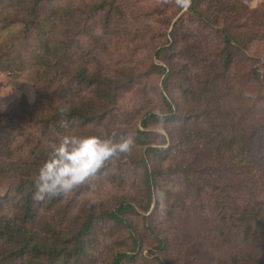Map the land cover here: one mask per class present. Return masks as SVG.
Here are the masks:
<instances>
[{"label": "rangeland", "instance_id": "rangeland-1", "mask_svg": "<svg viewBox=\"0 0 264 264\" xmlns=\"http://www.w3.org/2000/svg\"><path fill=\"white\" fill-rule=\"evenodd\" d=\"M31 1L35 0H0V46L22 34L24 23L4 27L15 21L16 15L27 16L25 4ZM41 1L45 8H64L63 23L65 28L69 26L63 29L62 37L77 38L79 44L75 45V51L92 73L128 84L119 92L116 105L109 109L105 120L88 127H68L66 132L56 130L51 136L52 147L67 133L115 132L117 142L127 135L134 138L130 152L114 157L96 176L65 194L60 202L48 203L51 206L47 209L51 212L43 211L38 219L39 224L45 221L63 234L73 236L85 219L93 217L90 231L82 239V255L71 264H112L115 255L122 252L133 255L124 264H234V257L238 264H255L253 260L264 256V244L258 235L247 233L239 221L225 213L226 194L221 188L227 187L233 213L250 214L256 203L263 201L264 186L260 184L263 170L257 166L239 176L237 171L221 169L203 146L196 141L188 144V138L181 134L185 122L173 118L166 100L179 115L190 109L202 115L204 108L200 120L205 122L208 105L211 108L219 105L224 114L229 112L230 127L243 117L250 125L264 121V0H203L205 7L237 5L240 8L239 13L220 10L218 19L206 12L210 20L218 22L217 26L200 20L188 11L190 3L182 4L180 0ZM104 2V7L94 10V5ZM74 8L77 9L74 15L66 14ZM225 27L234 35L243 28L245 36L255 38L248 47L243 44V49H235V60L228 75L222 68L221 58ZM14 42L15 53L29 49L26 44H32L24 38ZM153 67L164 68L165 72L154 70L147 75ZM215 72L221 78L219 93L217 96L213 92L202 94L204 82ZM169 74L165 92L163 84ZM34 75L29 68L14 74L0 72V122L16 116L21 104L38 109L35 113L41 114L44 110L39 103L49 106L48 96L54 98L56 105L77 102L95 108V89L45 82L37 83L36 87ZM12 111L15 114H10ZM210 111L211 116L217 115L213 109ZM20 113L33 118L30 113L26 116ZM97 113L94 109L93 114ZM151 114L169 119L148 120ZM144 121H148L147 130L154 134L152 146L159 150L147 157L149 167H159L163 172L148 211L145 210L148 195L144 170L138 165L148 146L135 140V132L145 130ZM16 123L19 122L16 120ZM20 124L33 138L38 136L34 123ZM23 130L17 129L18 139L13 146L16 162L26 159L31 148L21 136ZM4 132L14 131L5 129ZM163 135L167 143L160 145ZM188 165L192 167L185 171ZM176 167H182L183 172ZM209 176L216 180L213 187ZM189 177L196 179L197 185ZM10 187V181L0 183V204L8 211L11 198L4 200L3 194ZM122 203H130L135 208L125 216L133 232L102 214L105 210L118 209ZM133 235L139 245H134Z\"/></svg>", "mask_w": 264, "mask_h": 264}, {"label": "trees", "instance_id": "trees-1", "mask_svg": "<svg viewBox=\"0 0 264 264\" xmlns=\"http://www.w3.org/2000/svg\"><path fill=\"white\" fill-rule=\"evenodd\" d=\"M42 2L41 0L28 2V4H25L27 6V16L20 17L16 15L15 21L4 27V29H8L10 26L16 25L17 22L24 23L22 34L17 38L30 40L32 44H26L29 49H24L20 53H15L16 44L14 41L17 38L1 45L0 72L14 74L29 68L35 73L33 81L36 87L37 83L45 82L47 84L57 83L61 87H64L67 83L95 89V108L77 102L70 105H56L54 98L48 96L47 98L51 101L49 106L45 107L43 102L39 103L40 108L44 110L41 114H36L35 112L38 109L32 110L26 104L19 105L20 112L25 116L30 113L29 116L33 117L32 119H28L18 112L13 118L9 117V121L0 122V124H3L0 127V183L10 181L12 184V187L3 194V196H6L4 200L9 201L11 198V209L8 211L3 204H0V264H71L73 259H78L79 254L82 255V239L90 231L93 217L85 219L78 231L73 232V236L63 234L54 225L44 223L43 219L44 222L39 224L38 219L41 218L42 212H51L47 207H50V204L60 202L65 194L46 197L43 202H35L32 198L36 191L35 177L40 166L48 159L52 151L51 136L55 134L56 130L66 132L68 127L71 129L88 127L99 120H105L109 115V109L116 105L119 92L128 85L126 82L123 83L113 78L107 79L106 76L101 78L92 73L90 68L82 63L79 54L75 51V45L79 44L77 38L74 40L68 38L69 36L62 37L63 29L69 26L65 28L63 23L64 8H51L50 6L45 8ZM203 3V0H191L188 11L200 20L215 26L218 22L210 20L206 12L214 14L215 19L219 18L218 11L220 10L240 12L237 5L228 8L217 5L205 7ZM104 6L105 2L98 6L94 5L93 8L97 11ZM183 6L181 5V9H184ZM76 12L77 9L74 8L67 11L66 14L74 15ZM223 29L222 68L225 74L228 75V71L235 60V49H243V44L248 47L255 38L249 39V36H245L243 28L237 35L232 34L228 27ZM78 33H75L76 37ZM19 46L23 48L20 43ZM154 70L165 72L164 68L153 67L147 75ZM169 76L170 74L164 80L165 92L168 90ZM220 80L218 72L208 76V80L204 82L205 87L201 91L202 94L213 92L214 96H217L221 89L218 83ZM166 102L173 118L185 122L181 134L183 137L188 138V144L192 145L196 141L198 145L203 146L204 150L210 152L213 162L219 165L221 169L237 171L239 176L245 175L250 168H257V166L264 172V121L250 125L243 117L244 120L239 119L240 122H235L230 127L228 124L230 113L224 114L219 105L212 108L209 105L206 107L205 118L207 121L205 122L200 120L204 108L201 109L202 115L199 111L193 109L186 110L185 114L179 115L174 113L167 100ZM47 108L49 110H45ZM94 109H97L100 114H93ZM210 109H213L217 115L211 116L212 111ZM15 112L12 111L10 114H15ZM192 113H195V115H192ZM194 118L195 120H193ZM168 119L167 116L156 114H151L148 118V120L156 122ZM16 120L19 123H16ZM20 122L34 123L38 127V136L33 138L29 132L23 130ZM38 125L41 126V129ZM143 127L145 130L138 129L135 132V140L141 145L148 146L146 154L138 160V165L142 166L144 170V182L148 195V205H146L145 210L148 211L153 201L154 188L157 186L158 178L163 175V172L159 167L153 169L149 167L147 157L158 153L159 150L152 146L155 138L153 132L147 130L148 121L143 122ZM229 127L230 130H228ZM18 128L23 130L21 136L30 143L31 148L26 159L16 162L14 161L15 150L13 146L18 139L16 135ZM5 129H11L14 132H4ZM160 138V145H165L167 143L166 136L163 135ZM191 167V165H188L184 170L190 171ZM169 170L174 171L173 167H170ZM176 170L183 172L182 167H176ZM210 177H208L212 181L210 186L213 187L216 185V180H212ZM189 179L197 185L198 181L196 179L191 177ZM260 184L264 186V173H262ZM226 189L227 187L221 188V191L226 194L223 204V208L226 210L225 213L230 218L239 221L247 233L253 232L258 235L264 244V196L263 201L256 203V207L252 209L250 214L237 215L233 213L234 211H231V197ZM48 203L50 204L48 205ZM131 211H135V208L130 203H122L118 209L105 210L102 214L107 219L126 225L132 230L131 223L125 218L128 212ZM55 225L59 227L57 224ZM133 237L134 245H139L136 236L133 235ZM131 258H133V255L127 252L117 253L112 260V264H124L125 259ZM253 261L255 264H264V256ZM233 262L238 264L236 257L233 258Z\"/></svg>", "mask_w": 264, "mask_h": 264}, {"label": "clouds", "instance_id": "clouds-1", "mask_svg": "<svg viewBox=\"0 0 264 264\" xmlns=\"http://www.w3.org/2000/svg\"><path fill=\"white\" fill-rule=\"evenodd\" d=\"M182 4L190 0H180ZM116 133L75 134L67 133L53 145L48 159L40 166L35 177L36 191L33 200L43 202L46 197L67 194L83 185L114 157L128 153L134 138L127 135L119 142Z\"/></svg>", "mask_w": 264, "mask_h": 264}]
</instances>
